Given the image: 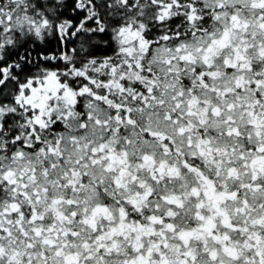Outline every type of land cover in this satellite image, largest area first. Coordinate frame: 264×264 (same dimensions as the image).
<instances>
[{"label":"snow or ice","instance_id":"1","mask_svg":"<svg viewBox=\"0 0 264 264\" xmlns=\"http://www.w3.org/2000/svg\"><path fill=\"white\" fill-rule=\"evenodd\" d=\"M0 264H264V0H0Z\"/></svg>","mask_w":264,"mask_h":264}]
</instances>
